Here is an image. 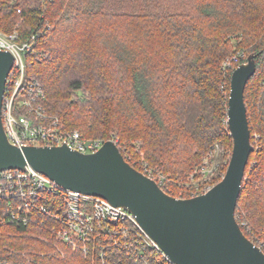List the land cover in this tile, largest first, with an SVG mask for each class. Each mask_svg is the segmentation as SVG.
Listing matches in <instances>:
<instances>
[{"label": "trees", "instance_id": "obj_1", "mask_svg": "<svg viewBox=\"0 0 264 264\" xmlns=\"http://www.w3.org/2000/svg\"><path fill=\"white\" fill-rule=\"evenodd\" d=\"M0 31L31 44L24 89L39 83L33 104L48 121L114 140L130 164L182 198L207 191L185 187L184 177L216 143L230 152L211 187L225 176L231 77L255 53L245 89L254 149L236 218L264 251V0H0ZM21 193L0 191V264L98 263L59 237L61 191Z\"/></svg>", "mask_w": 264, "mask_h": 264}, {"label": "water", "instance_id": "obj_2", "mask_svg": "<svg viewBox=\"0 0 264 264\" xmlns=\"http://www.w3.org/2000/svg\"><path fill=\"white\" fill-rule=\"evenodd\" d=\"M14 64L0 50V171L30 165L65 189L101 196L129 208L143 229L177 264H264V251L243 232L236 218L246 167L254 146L245 89L256 72V54L233 71L228 125L233 150L223 179L191 198L168 194L149 175L130 164L114 140L92 153L67 145L20 147L3 127L6 82Z\"/></svg>", "mask_w": 264, "mask_h": 264}, {"label": "built area", "instance_id": "obj_3", "mask_svg": "<svg viewBox=\"0 0 264 264\" xmlns=\"http://www.w3.org/2000/svg\"><path fill=\"white\" fill-rule=\"evenodd\" d=\"M16 37V34L0 31V50H8L14 56L2 112L3 127L9 140L20 147L67 145L84 153L97 151L104 141L86 138L78 130H69L57 118L48 121L42 107L34 106L33 103L42 95L39 83L31 81L24 89L25 55L30 51L31 44H20ZM5 185L18 187L21 194L30 196L45 190L61 191L64 194L63 211L53 215L62 223L58 235L66 243L93 253L97 264H177L126 206L116 205L101 196L65 189L30 165L24 169L0 171V191ZM30 206L35 207L25 202L23 208L29 210ZM36 206L43 212H50L44 204Z\"/></svg>", "mask_w": 264, "mask_h": 264}, {"label": "rangeland", "instance_id": "obj_4", "mask_svg": "<svg viewBox=\"0 0 264 264\" xmlns=\"http://www.w3.org/2000/svg\"><path fill=\"white\" fill-rule=\"evenodd\" d=\"M122 32L125 36L127 34H130L126 28H124V30L122 29ZM98 54L104 56L106 55V52L103 50V48H98ZM248 56L249 55H247V60H248ZM229 152L226 151L225 153L221 145L219 143H216L213 147V150L209 152V154L204 159H202L201 164L193 172H190V174L184 177L185 187L191 189L210 188L211 187L210 182H213L215 176H217L218 173H220L218 172L220 167V162H224V163L228 162L227 153L229 154ZM222 158L223 160L220 161ZM253 214L256 217H258L260 216V211L255 212Z\"/></svg>", "mask_w": 264, "mask_h": 264}]
</instances>
